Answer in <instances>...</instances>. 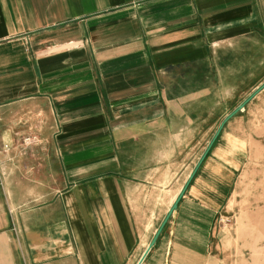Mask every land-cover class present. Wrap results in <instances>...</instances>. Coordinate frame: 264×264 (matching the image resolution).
Listing matches in <instances>:
<instances>
[{"label": "crops", "instance_id": "1", "mask_svg": "<svg viewBox=\"0 0 264 264\" xmlns=\"http://www.w3.org/2000/svg\"><path fill=\"white\" fill-rule=\"evenodd\" d=\"M263 36L264 0H0V264L219 263L237 114L148 248Z\"/></svg>", "mask_w": 264, "mask_h": 264}, {"label": "rangeland", "instance_id": "2", "mask_svg": "<svg viewBox=\"0 0 264 264\" xmlns=\"http://www.w3.org/2000/svg\"><path fill=\"white\" fill-rule=\"evenodd\" d=\"M257 48L253 57L234 60L246 73L226 74V83L235 88L231 95L221 99L218 84L210 85V112L227 115L264 84V36ZM222 62L227 67L232 64V60ZM183 90L184 97L188 98L196 93L189 88ZM220 100L223 101L219 105ZM239 112L233 130L246 138L247 159L238 174L228 208L216 222L214 245L219 244L216 249L219 263L216 264H264V89ZM217 130L211 132L210 142ZM33 137L20 141L23 146L38 144L39 138L34 140ZM28 138L31 141L26 140Z\"/></svg>", "mask_w": 264, "mask_h": 264}, {"label": "water", "instance_id": "3", "mask_svg": "<svg viewBox=\"0 0 264 264\" xmlns=\"http://www.w3.org/2000/svg\"><path fill=\"white\" fill-rule=\"evenodd\" d=\"M264 89V84L258 88L251 96H249L242 104H240L234 111H232L225 119L224 121L221 123L220 127L218 128L215 136L213 137V139L211 140L209 146L207 147L206 151L204 152L203 156L201 157L199 163L197 164L196 168L194 169L193 173L190 175L188 181L186 182V184L184 185L182 191L180 192L179 196L177 197V199L175 200L174 204L172 205V207L170 208L166 218L164 219L163 223L161 224V226L159 227V229L157 230L154 238L152 239L151 243H150V246L148 249H150L156 239L158 238L160 232L162 231L164 225L166 224L167 220L169 219V217L171 216L172 212L176 209L179 201L181 200V198L183 197L184 193L186 192L187 188H188V185L189 183L191 182V180L193 179L198 167L201 165V163L203 162V160L205 159L206 155L208 154L209 150L211 149V147L213 146L214 142L216 141L218 135L220 134L222 128L224 127V125L226 124V122L228 120H230L234 115H236L239 111H241L245 105L250 101L252 100L259 92H261L262 90Z\"/></svg>", "mask_w": 264, "mask_h": 264}, {"label": "built area", "instance_id": "4", "mask_svg": "<svg viewBox=\"0 0 264 264\" xmlns=\"http://www.w3.org/2000/svg\"><path fill=\"white\" fill-rule=\"evenodd\" d=\"M33 139L35 140V139H36V137H33ZM26 140H28V141H31V139H30V138H28V139H26Z\"/></svg>", "mask_w": 264, "mask_h": 264}]
</instances>
